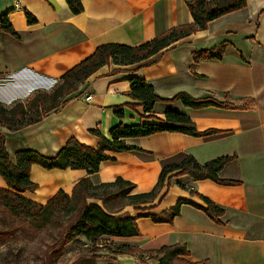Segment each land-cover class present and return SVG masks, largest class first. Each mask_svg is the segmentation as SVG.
I'll return each mask as SVG.
<instances>
[{
  "label": "crops",
  "instance_id": "1",
  "mask_svg": "<svg viewBox=\"0 0 264 264\" xmlns=\"http://www.w3.org/2000/svg\"><path fill=\"white\" fill-rule=\"evenodd\" d=\"M82 1L84 10L74 13L67 0H0V14L8 11L18 31V35L7 31L0 36V104L10 107L37 90L51 91L67 69L106 41L138 45L175 25L194 21L189 0ZM26 10L37 20L29 22ZM224 41V57L196 61V50ZM133 75L148 80L158 94L168 98L187 91L234 103L194 108L181 99L158 101L153 111L156 117H165L168 108H178L189 113L200 130L214 131L195 135L163 130L126 137L136 147L110 150L113 157L102 161L93 173L84 167L48 169L34 163L31 176L39 188L26 195L47 202L58 190L72 193L84 177L94 185L124 177L137 184L132 194L147 192L157 184L167 163H178L191 153L201 163L230 155L233 159L220 175L240 183L180 174L170 188L165 187L163 199L160 194L141 202L142 206L156 204L150 211L161 214L180 198L206 205L200 193L225 208L221 222L189 202L182 203L172 221L138 216V235L114 236L118 245L132 249L118 248L112 264H124L126 259L130 264H157L158 258L150 257L153 250L181 242L192 251L188 258L203 264H264V0H249L240 9L215 17L207 28L187 34L145 60L128 65L106 63L36 122L18 129L0 125L12 158L26 147L53 156L70 137L98 145L100 136L93 128L109 136L111 127L121 120L134 124L156 119L146 117L141 101L131 95ZM129 102L137 104L133 107ZM120 105L123 115L115 111ZM0 184L7 185L2 174ZM137 206L127 208L138 214Z\"/></svg>",
  "mask_w": 264,
  "mask_h": 264
},
{
  "label": "trees",
  "instance_id": "2",
  "mask_svg": "<svg viewBox=\"0 0 264 264\" xmlns=\"http://www.w3.org/2000/svg\"><path fill=\"white\" fill-rule=\"evenodd\" d=\"M249 0H189L194 21L187 22L182 25H175L173 28L160 33L154 38L145 40L141 44H126L123 42L106 41L95 48V50L83 60L77 62L76 65L67 69L62 75L59 84L50 92L37 90V92L29 99L19 101L10 107L0 104V125L9 129H18L27 123H33L43 118L52 108L58 107L69 94L77 90L80 82L86 81L93 72L97 71L106 63L116 64H132V62L145 60L146 57L158 53L162 48L173 45V42L180 40L187 34L194 32L200 28H207L210 21L217 16H223L228 11L240 9L247 4ZM72 11L82 12L84 3L82 0H67ZM29 22L37 20L29 10H26ZM10 31L12 34L18 35V31L14 28L9 18V12L0 14V36L3 32ZM227 42L211 48H201L195 51V59L198 61L201 57L211 59L222 58L224 47ZM131 81V95L138 98L144 109L146 117H156L153 114L154 107L158 101L167 100L175 101L181 99L185 105L194 106V108H203V106L211 105H231V100L222 101L213 96L196 97L191 92L179 91L173 97H166L156 92L155 86L148 80L133 75ZM137 102H129L128 105L135 106ZM115 111L119 115L124 114V106H115ZM100 136L98 145L92 146L85 141L70 137L57 153L49 156L40 150L26 147L16 152L15 159L10 155L6 146V136L0 131V174L6 180L7 185L0 184V203L9 211L12 216H19L30 222L35 228L41 230L50 225L63 226V222L59 217L61 212L71 211L72 221L68 227L64 228V242L70 243L71 240L83 236L88 238L91 244L95 245V250L99 247V240L106 239L111 236H134L140 233V227L137 222L138 216H148L156 220L172 221L179 212L182 203H194L198 207L205 209L212 218L221 222V214L225 211L223 206L218 205L209 196L202 195L197 192L206 202V205L198 204L196 201L180 198L178 202L171 208L165 209L161 214L156 211H150L156 204L152 206H142L161 194V199L165 196L167 190L174 183V178L180 174H190L196 179H205L210 177L218 182L225 184L240 183L242 180L237 178H224L220 175V170L233 159L230 155H220L212 160L201 163L196 159L194 154L186 155L183 160L178 163L165 164L160 173L159 180L155 186L147 192L139 191L132 194L136 185L134 182L124 177H118L115 181H109L103 184H93L89 178H82L76 185L72 193L65 190H58L53 197L47 202H39L26 195L27 191H35L39 188V184L32 179V165L34 163L42 164L45 168L53 169L58 167L65 169L67 167L81 168L84 167L90 173L100 168L102 161L112 158L110 150L122 151V149H132L136 145L129 144L126 137L135 135H149V133H157L163 130L192 133L195 135H204L211 133L214 129L200 130L193 118L178 108H168L165 117H156V119L141 120L134 124H126L121 120L118 124L111 127L110 135H104L98 128H93ZM109 186H117L116 192H106L108 195H100L98 188H108ZM163 193V194H162ZM128 195L138 199L136 209H140L138 214L124 213L116 214L114 211H108L100 202L89 201L88 197L104 198L110 196ZM76 201L77 208L73 210L68 206L70 202ZM6 234L5 231H0ZM120 250L132 249L130 245H118ZM189 246L185 242L167 243L158 249L153 250L150 257H156L159 260L157 264H203L199 260H190L188 256L191 254ZM97 254L91 256L84 255L78 264H100L97 262Z\"/></svg>",
  "mask_w": 264,
  "mask_h": 264
},
{
  "label": "rangeland",
  "instance_id": "3",
  "mask_svg": "<svg viewBox=\"0 0 264 264\" xmlns=\"http://www.w3.org/2000/svg\"><path fill=\"white\" fill-rule=\"evenodd\" d=\"M57 84H54L51 90ZM97 190L100 195L106 196L109 192H116L118 189L117 186H109ZM88 199L100 202L108 211H114L116 214L131 213L128 208L133 207L138 201L128 195L110 196L106 200L100 196L88 197ZM68 206L76 210V201L70 202ZM71 211L61 212L59 219L63 222V226L56 224L38 230L24 218L12 216L0 203V231L8 234L0 233V264H78L84 255L93 254L98 255L97 262L100 264H112L117 259L118 252V244L114 236L99 240L97 250L84 234L71 240L70 243L64 242L63 230L64 228L66 230L72 221ZM130 263L127 259L124 261V264Z\"/></svg>",
  "mask_w": 264,
  "mask_h": 264
},
{
  "label": "built area",
  "instance_id": "4",
  "mask_svg": "<svg viewBox=\"0 0 264 264\" xmlns=\"http://www.w3.org/2000/svg\"><path fill=\"white\" fill-rule=\"evenodd\" d=\"M91 97H92V95H91V94L87 96V98H88V99H90Z\"/></svg>",
  "mask_w": 264,
  "mask_h": 264
}]
</instances>
